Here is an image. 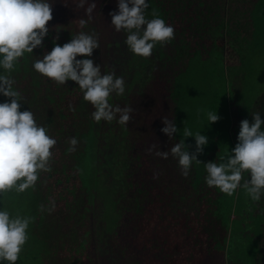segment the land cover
I'll return each instance as SVG.
<instances>
[{"label":"trees","instance_id":"trees-1","mask_svg":"<svg viewBox=\"0 0 264 264\" xmlns=\"http://www.w3.org/2000/svg\"><path fill=\"white\" fill-rule=\"evenodd\" d=\"M113 10L117 0L91 14L89 32L100 44L92 58L102 73L124 78L125 94H113L110 102L130 106L131 119L126 125L97 122L77 82L49 78L44 93L28 99L37 122L57 141L34 199L42 190L59 212L68 206L82 220L90 213L92 251L106 264H216L218 256L225 264H264V197L253 201L242 187L228 195L204 179V163L220 162L237 143L240 121L251 122L255 111L264 119V0H149L147 18L162 17L174 27V38L157 43L148 57L129 50L126 33L110 24ZM225 43L236 44L235 63L226 60ZM20 84L14 87L23 96ZM209 111L220 119L210 122ZM163 116L179 128L171 138L161 131ZM185 128L208 137L201 162H193L187 177L170 151L181 140L194 150L195 138L184 137ZM159 149L168 157L157 156ZM0 207L7 208L2 198ZM101 210L106 246L99 243ZM26 246L15 264H27Z\"/></svg>","mask_w":264,"mask_h":264},{"label":"clouds","instance_id":"clouds-1","mask_svg":"<svg viewBox=\"0 0 264 264\" xmlns=\"http://www.w3.org/2000/svg\"><path fill=\"white\" fill-rule=\"evenodd\" d=\"M87 0H79L83 7ZM52 0H0V95L8 97L0 101V196L9 190L24 192L35 186L41 171L50 170L55 137L47 134V128L39 124L31 109L22 108V95L14 87L10 73L25 53H33L38 46L43 47L49 32L47 22L52 19ZM96 0L87 3L85 12L88 18H81L83 28L92 19ZM149 0H117V9L109 13L111 25L117 32L126 33L125 43L135 55L148 57L157 43L165 44L174 38V27L154 15L148 19L145 10ZM58 39V37H57ZM100 47L97 33L80 31L63 43H55L41 59L33 61V68L65 85L68 80L75 81L83 92V98L94 107L92 117L95 121L111 122L117 120L126 125L131 119L130 106L113 105L110 97L125 94V82L114 71L103 72L101 65L94 63L93 50ZM80 57V58H78ZM252 121H240L237 143L230 154L221 157L220 162L209 160L204 163L207 175L206 184L232 195L242 187L253 201L264 197V119L262 112H252ZM207 119L216 122L220 119L217 111L207 112ZM161 131L169 138L179 130L174 119L162 117ZM184 137L195 138V148L189 151L185 140L175 143L170 151L177 159L181 175L187 177L193 162H201L198 154L204 151L208 137L202 132L192 133L184 129ZM78 143L75 137L70 144ZM155 148L152 145L147 151ZM157 156L167 158L169 151L157 150ZM247 172V178L244 173ZM243 181V182H242ZM43 207V206H42ZM55 207L53 202L51 211ZM31 217L12 215L7 208L0 207V264L7 261L15 264L28 240Z\"/></svg>","mask_w":264,"mask_h":264},{"label":"rangeland","instance_id":"rangeland-1","mask_svg":"<svg viewBox=\"0 0 264 264\" xmlns=\"http://www.w3.org/2000/svg\"><path fill=\"white\" fill-rule=\"evenodd\" d=\"M52 2V19L47 22L49 32L44 38L43 47L38 46L33 50V53H25L23 57L19 58L15 69L19 68L20 72L13 75L14 85L20 82L23 84H20L21 90H23L21 110L31 109L34 115H36V110L28 106V103L31 102L28 99L32 96H36L38 99L46 90L45 86H47L49 78L33 68V61L41 59L42 55L46 51H50L55 43L61 45L65 43L68 38L77 34V30L89 32L92 29L91 20L83 28L79 25L81 18H88L85 8L87 3H91L92 0H87L83 7L79 6V0H52ZM106 2L111 3V0H96V6ZM215 40L224 42L223 37ZM232 44L225 43L226 60L235 63L238 52ZM39 184L37 180L35 186L29 187L24 192L9 190L0 196L7 203V209L12 215L19 214L32 218L27 230L28 240L26 243L28 246L23 253L26 255L27 264H106L105 259L97 258L92 251L93 244L89 232L91 229L90 213L84 212L82 220L68 206L61 207L59 212L55 205L51 211H48L49 208H52L53 203L45 201L46 198L42 196V190L39 191L38 199H34ZM27 195L29 198H26ZM101 213L104 216L103 225L105 226L102 227L99 243L106 246L108 244L106 215L102 210ZM68 220L69 222H67ZM44 232H47L45 236ZM215 263L225 264L220 256L216 257Z\"/></svg>","mask_w":264,"mask_h":264},{"label":"crops","instance_id":"crops-1","mask_svg":"<svg viewBox=\"0 0 264 264\" xmlns=\"http://www.w3.org/2000/svg\"><path fill=\"white\" fill-rule=\"evenodd\" d=\"M214 36V38L215 39H217V38H219V36H215V35H213ZM232 44V43H231ZM233 45V44H232ZM236 44H234V46H235Z\"/></svg>","mask_w":264,"mask_h":264}]
</instances>
